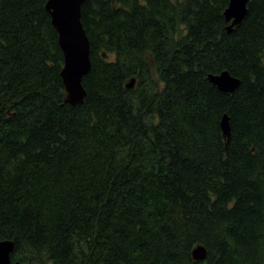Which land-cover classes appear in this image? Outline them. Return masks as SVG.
Instances as JSON below:
<instances>
[{
	"label": "trees",
	"instance_id": "16d2710c",
	"mask_svg": "<svg viewBox=\"0 0 264 264\" xmlns=\"http://www.w3.org/2000/svg\"><path fill=\"white\" fill-rule=\"evenodd\" d=\"M46 1L0 0L10 261L264 264V0L230 32L229 0H85L91 69L75 107ZM222 71L241 81L233 94L206 80Z\"/></svg>",
	"mask_w": 264,
	"mask_h": 264
},
{
	"label": "water",
	"instance_id": "95a60500",
	"mask_svg": "<svg viewBox=\"0 0 264 264\" xmlns=\"http://www.w3.org/2000/svg\"><path fill=\"white\" fill-rule=\"evenodd\" d=\"M50 1L51 0H48L46 2L45 10L50 15L51 24L58 35V45L63 53L64 68L61 72V77L66 92L64 103L75 107L76 105H81L86 97V91L82 86V78L90 71L89 41L80 22L81 7L85 0H64L62 2L64 10L60 17H56V24L54 23L52 9L48 7ZM248 1L249 0H229L226 9L223 12V16L226 22L232 20L230 27L239 24L242 21L246 14V5ZM55 6L61 10V0H58L57 5ZM230 27L227 28L228 32L231 30ZM66 45H69V52L82 61V63H79L74 70H69L70 77L68 70H66L69 65L66 54ZM207 81L219 92L226 94H233L241 85L239 79L232 77L226 71L219 74H208ZM133 85L134 80H132L130 84H127V88H132ZM220 128L223 137L228 140L230 137V126L227 115L222 116ZM12 250L13 244L11 242H0V264H11L9 254ZM194 258L196 257L194 256Z\"/></svg>",
	"mask_w": 264,
	"mask_h": 264
},
{
	"label": "bare ground",
	"instance_id": "6f19581e",
	"mask_svg": "<svg viewBox=\"0 0 264 264\" xmlns=\"http://www.w3.org/2000/svg\"><path fill=\"white\" fill-rule=\"evenodd\" d=\"M57 1L58 0H51L48 7L52 9V14H53V19H54V23L56 24V17H60L61 14H62V11L64 10L63 8V5H62V2L64 0H61V10L58 9V7H56L55 5H57ZM237 1V0H236ZM237 3V2H236ZM64 18V17H63ZM68 35V34H67ZM70 38V37H69ZM72 40V39H71ZM65 41V40H64ZM68 42V41H67ZM70 42V41H69ZM63 44V43H62ZM69 45H66V54H67V57H68V62H69V65L67 67L66 70H68V73H69V70H74L77 65L79 63H82L81 60L77 59L74 54H71L69 52V48H68ZM75 52V51H74ZM82 69V68H81ZM69 77H70V73H69ZM75 80V79H74ZM226 83V82H225ZM206 250V249H205ZM207 255V254H206Z\"/></svg>",
	"mask_w": 264,
	"mask_h": 264
},
{
	"label": "rangeland",
	"instance_id": "374dc122",
	"mask_svg": "<svg viewBox=\"0 0 264 264\" xmlns=\"http://www.w3.org/2000/svg\"><path fill=\"white\" fill-rule=\"evenodd\" d=\"M47 2V1H46ZM46 11V10H45ZM47 13V12H46ZM50 22H51V18H50ZM51 26H52V24H51ZM53 27V26H52ZM53 29H54V27H53ZM55 30V29H54ZM55 32H56V30H55ZM56 34H57V32H56ZM52 39H53V36H52ZM57 44H58V35H57ZM52 45H53V57H54V65L56 66V64H57V53H56V46H55V44L54 43H52ZM58 47H59V45H58ZM6 53H7V51H6ZM9 60V59H8ZM109 60H112V57H110V59ZM54 66V67H55ZM61 66H62V63L61 64H59V67L57 68V70H59L60 68H61ZM59 76V75H58ZM55 80H56V77H55ZM153 80H154V82L156 83L157 82V78H156V76L154 75L153 76ZM52 85V84H51ZM237 91V90H236ZM236 153H238V151L236 152ZM232 161H234L235 162V158H233V159H231ZM116 202H117V200H116V198H115V204H116ZM114 204V205H115ZM110 205H113V201L111 202V204ZM3 252V251H2ZM4 253V252H3ZM195 255H196V257L198 258V259H200L201 257H202V253H201V251H196L195 252ZM12 262V261H11ZM13 263V262H12Z\"/></svg>",
	"mask_w": 264,
	"mask_h": 264
}]
</instances>
